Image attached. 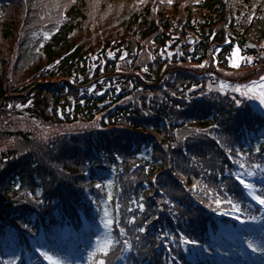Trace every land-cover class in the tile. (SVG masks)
I'll use <instances>...</instances> for the list:
<instances>
[{
    "label": "trees",
    "instance_id": "obj_1",
    "mask_svg": "<svg viewBox=\"0 0 264 264\" xmlns=\"http://www.w3.org/2000/svg\"><path fill=\"white\" fill-rule=\"evenodd\" d=\"M203 0H188L187 2V15L189 23H194L201 26L202 37L205 39L204 43L201 45L198 56L201 58H206L209 53V49L216 44H222L225 39V34L223 27L227 25L228 21L231 20V33L232 37L237 41H246L248 37L253 38L257 44L264 46V0H204V5H202ZM15 5V3H10L8 7ZM5 7V6H4ZM86 3L84 0H80L79 4L75 6L74 11L71 12V17H74L76 21L84 20L83 12L86 10ZM71 9V10H72ZM3 10H6L3 8ZM0 11H2L0 7ZM16 18L12 15H8L6 20L1 23L0 34L3 36L4 44L7 42L9 37L13 35L15 31L16 23L14 22ZM71 21L76 24L77 22ZM215 21V22H212ZM71 28L65 27L58 39L51 44L43 45L35 52L33 47H31L27 57L22 60L18 65L16 64L15 68L12 71L13 78H18V76L27 77L28 83L31 85V90L23 92V88L16 86L14 83L5 80L3 74L0 75V118H9L13 115L9 111L10 106L15 104L16 101H22L26 104L29 100H33L32 112L36 114L38 120L43 122H61L62 124H72L76 122L82 112L80 107H77L74 110L73 115H67V107L63 105L72 103L73 99L79 98V92L72 86L70 83V77L74 76L76 80L87 79L90 76V71L93 72V69H90L89 64L84 59L86 55L85 52L81 53H72L65 60L61 59L62 52L68 50L65 45L69 40H66L63 35L66 33H72ZM209 33V34H208ZM1 45H0V53ZM58 61V62H57ZM112 69V70H111ZM118 69L117 65L106 67L107 73H114ZM99 71V70H98ZM96 72V71H95ZM1 73V72H0ZM98 74L92 80L98 79ZM136 81V80H135ZM107 91L109 89L107 88ZM113 91V90H110ZM87 107H84L86 110L94 108L93 112L101 113L99 107H97V96L95 91L90 93V91L85 92ZM9 114V115H8ZM58 114H66L64 119H60ZM127 114L126 112L123 114ZM115 116L114 118H116ZM128 116L126 115V118ZM130 120V119H129ZM111 124H117L113 122V119H110ZM117 121V120H116ZM1 125V124H0ZM156 134L161 135L151 137V145L149 149H146L143 145L141 146L139 159L130 162L127 166L128 173L126 176L132 177L136 176L139 178L138 187H137V199L138 205L143 203L145 205L144 209L147 207V204L150 202L149 196L153 193L155 186L153 184L154 179L158 176V173L163 172L168 163L166 158V147L165 140L170 136V132H167L166 128H159L156 126ZM132 129L142 135L143 126L133 125ZM0 133L3 131L0 129ZM30 141V140H29ZM14 151H17L14 149ZM11 151L10 154L2 155L0 157V187H4L0 192V234L9 233L10 226L7 224L6 219L3 218L4 214H8L14 207H18L16 202H13L9 197L14 193V188L21 185L22 187H28L30 184L23 183L17 184V173H14L10 176L7 187L4 184V173H8L9 170L13 168L15 164L19 162L20 159L24 158L19 157L15 158L16 152ZM69 155V152H67ZM15 160L13 161L12 159ZM35 160V156H33ZM137 156H133V159H136ZM165 159V160H164ZM28 161V162H27ZM26 165L24 172H31L42 177V169L38 166V162L35 161V166L31 167L30 161L25 159ZM8 164V165H6ZM108 164L105 163L103 169L98 171L95 174V180L101 182L95 183L99 184L101 191L97 193L94 197V201L98 207V212L95 213L91 208H89L88 213L93 217L91 223H93V230L100 232L97 234L100 240V243L95 241L96 245L99 247L98 252H94L95 257L94 261L98 264V258L102 249L103 244H105L106 239H111L112 230L114 223L110 228L105 229L102 221L106 219H111L115 222V209L114 203L116 199L117 192V164L114 162L112 155L108 156ZM169 166V163L167 164ZM133 172H130V171ZM33 171V172H32ZM33 177V175L31 174ZM37 186L33 187L37 189V194L34 193L37 200H41L42 189H46L48 185L46 182L40 178L36 179ZM172 184V182H170ZM170 186V185H169ZM41 187V188H39ZM175 188H180L177 183L174 185ZM181 189V188H180ZM45 198H51L53 202L51 204L52 209L55 212L56 218L58 217V212L54 208L59 202V199L56 195H46L47 192H44ZM11 194V195H10ZM111 197V198H109ZM142 198V199H141ZM48 202V199H46ZM213 202V203H212ZM210 204L214 205V201ZM143 209V210H144ZM138 207V211H140ZM107 212V216L105 215ZM98 219V221H97ZM97 221V223H96ZM131 220L125 218V224L128 226L131 224ZM153 225H134L136 232L139 235H147ZM112 227V228H111ZM143 227L145 231L141 232L139 229ZM105 229V230H104ZM155 226V230H156ZM104 230V231H103ZM114 232V231H113ZM105 233H110L106 235ZM154 240H158V237H153ZM112 240V239H111ZM117 242V238L115 239ZM97 258V259H96ZM96 259V260H95Z\"/></svg>",
    "mask_w": 264,
    "mask_h": 264
},
{
    "label": "snow or ice",
    "instance_id": "obj_2",
    "mask_svg": "<svg viewBox=\"0 0 264 264\" xmlns=\"http://www.w3.org/2000/svg\"><path fill=\"white\" fill-rule=\"evenodd\" d=\"M236 54H239V48L238 47L236 49ZM234 66L235 67H239V63L234 64ZM199 67H204V65L201 64V65H199ZM145 71H147L146 68H145ZM221 87L223 88L224 85L222 84ZM234 90L239 92L240 91V88H235ZM242 94L246 95L247 93H242ZM261 103L264 104V94L261 95ZM217 143H219V141H217ZM221 147H223V145H221ZM228 151L231 152V151H233V149L229 148ZM257 151H260V149H257ZM242 154L243 153H241V155ZM240 167L243 168L244 165L241 164ZM256 167L259 168L260 165H257ZM245 175L246 176H254L255 173L254 172H247ZM235 179L239 182L240 185L243 186V188L246 190L247 194L249 196H251L252 199L256 200L261 205H264V195H258V194H256L255 185L254 184H252V183L248 182L246 179L242 178L240 174H237L235 176ZM96 187L97 188H100L101 186L99 184H97ZM109 198H111V197H109ZM215 203L219 205L221 203V201L220 200H216ZM229 203H231V201H229ZM138 207H139V209L143 210L144 207H145V205L143 203H141V204L138 205ZM234 211H239V208L238 207H234ZM105 215L107 216V212H105ZM235 218L237 220H241V217L239 215H237ZM241 222H243V221H241ZM102 223L104 225V228L105 229H108L114 223V221L111 220V219H106V220L102 221ZM23 227L25 229H27L28 228V224H24ZM139 231L143 232V231H145V229L143 227H141L139 229ZM120 233L121 234L124 233V229L123 228L120 229ZM165 235H167V233H165ZM181 239H182V242L184 244H191V245H197L198 244V241H196L194 239H190V238L185 237L183 235L181 236ZM97 242L99 243V238H97ZM113 243H114L113 240L106 239L105 244H104V247L101 249V252H102L103 255L107 256L108 251L111 248V246L113 245ZM123 243L125 245L128 244L127 241H124ZM248 246H249V248H252L253 251H256V248L253 247L252 243H249ZM41 255L44 257V259L48 260L50 262V264H60V262L58 260L54 259L53 256L49 255L48 252H42ZM98 264H106V262H105V260H100L98 262Z\"/></svg>",
    "mask_w": 264,
    "mask_h": 264
},
{
    "label": "rangeland",
    "instance_id": "obj_3",
    "mask_svg": "<svg viewBox=\"0 0 264 264\" xmlns=\"http://www.w3.org/2000/svg\"><path fill=\"white\" fill-rule=\"evenodd\" d=\"M128 3L125 4V7H128ZM113 31H114V35L118 32V28L113 26ZM239 57L238 54L235 55V59L237 60ZM143 59H141V65H143ZM256 81H259L256 80ZM255 81V82H256ZM262 84H259L260 87L257 88L256 86H253V87H249L247 90H243V89H240V91H236L237 93H239L240 95H242V93H247L246 96L249 97L250 95H255V96H258L259 97V100H261V95L264 94V92L262 91ZM264 104H262L261 102L259 103L258 107L259 109H263ZM33 126V122L30 121V120H23V121H15V122H12L8 125L7 128H5V131H11L9 129L10 128H13V129H24V130H27L29 128H31ZM26 143L24 141H21L19 137L17 138H6L4 136L0 137V152L3 151V150H7V149H16L18 152H20L22 149H25L26 148ZM99 234H101L99 232ZM100 236V235H99ZM96 245V244H95ZM94 245V246H95ZM97 247H95L96 249ZM262 263L264 264V250H263V257H262ZM78 264H89L88 261L86 262H79Z\"/></svg>",
    "mask_w": 264,
    "mask_h": 264
}]
</instances>
